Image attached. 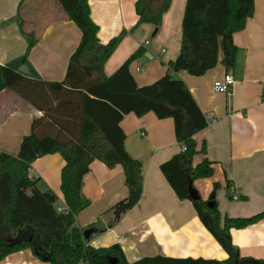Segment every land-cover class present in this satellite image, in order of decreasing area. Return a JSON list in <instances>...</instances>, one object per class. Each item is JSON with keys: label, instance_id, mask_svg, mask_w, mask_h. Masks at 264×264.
Masks as SVG:
<instances>
[{"label": "crops", "instance_id": "obj_1", "mask_svg": "<svg viewBox=\"0 0 264 264\" xmlns=\"http://www.w3.org/2000/svg\"><path fill=\"white\" fill-rule=\"evenodd\" d=\"M136 1L87 3L101 45L126 33L107 60L104 74L110 76L142 47L144 57L129 65V73L136 85L143 87L163 77L167 64L179 53L186 0H171L154 37L151 26L131 32L137 21ZM149 38V45L143 46ZM32 39L35 44L27 52ZM80 39L79 29L66 20L56 0H0L1 153L16 155L32 121L42 115L3 88V69L32 80L62 82ZM233 43L239 52L233 69L219 64L202 77L174 74L207 122L206 128L193 137L197 150L205 147V155L197 154L193 165L206 158L213 163V176L195 180L192 186L203 201L215 193L221 225L225 217L250 218L264 210V0H254L253 16L233 35ZM227 74L234 81L230 93H216L214 82ZM119 126L125 134V151L142 164V195L135 207L115 222L112 207L128 195L123 170L92 162L81 188L85 208L75 219L78 228L97 230L86 244L95 249L117 244L129 263L155 256L226 260L227 254L201 224L191 202L179 200L160 172L159 166L180 150L172 120H158L152 113L140 118L129 114ZM63 166V159L54 154L38 158L28 171L30 179L39 180L41 192L50 191L57 197V207H65L60 190ZM214 184L218 185L216 191ZM229 235L239 257L264 260V220L244 229H231ZM0 264L47 263L27 249L5 257Z\"/></svg>", "mask_w": 264, "mask_h": 264}, {"label": "trees", "instance_id": "obj_2", "mask_svg": "<svg viewBox=\"0 0 264 264\" xmlns=\"http://www.w3.org/2000/svg\"><path fill=\"white\" fill-rule=\"evenodd\" d=\"M56 1L66 20L81 33L64 80L47 83L7 68L2 71L3 88L13 91L42 116L32 121L30 133L22 139L16 155L0 152V262L28 249L47 264H264V260L239 257L229 235L231 229H244L264 220V210L250 218L225 217L221 225L216 203L208 208L207 201L189 199L188 183L211 178L213 163L203 158L193 165L197 154L205 155L204 145L197 150L193 137L206 128L207 122L186 86L174 77L179 72L202 77L219 64L226 70L233 69L239 53L233 35L252 18L254 0H186L179 53L167 64L163 77L143 87L136 85L129 65L144 57V48L137 49L106 76L103 68L126 33L101 45L87 0ZM170 3L137 0V21L131 32L143 25L157 31ZM34 44L32 39L27 52ZM148 113L158 120H172L175 139L185 151L179 150L161 164L160 172L179 200L191 202L201 224L227 254L226 260L155 256L129 263L117 244L98 249L87 245L85 230L76 226V216L85 208L81 198L83 178L94 161L108 169L119 166L123 170L128 195L112 207L115 222L139 202L142 164L125 151V134L119 124L126 115L140 118ZM54 154L64 161L60 190L65 213L57 211L58 199L52 192H41L37 188L39 180L28 177L35 160ZM217 189L214 184L213 191Z\"/></svg>", "mask_w": 264, "mask_h": 264}, {"label": "built area", "instance_id": "obj_3", "mask_svg": "<svg viewBox=\"0 0 264 264\" xmlns=\"http://www.w3.org/2000/svg\"><path fill=\"white\" fill-rule=\"evenodd\" d=\"M148 45H149L148 41L143 42V46L147 47ZM233 82L234 81H233V78H232L231 75H229V74L224 75L222 80H217V81L214 82L213 89L218 94H225V95L229 94L231 86L233 85ZM179 149H180V151H185L184 145H179ZM233 199L236 200L237 197L234 196ZM57 211L60 212V213H65L66 212V208L65 207H57Z\"/></svg>", "mask_w": 264, "mask_h": 264}, {"label": "water", "instance_id": "obj_4", "mask_svg": "<svg viewBox=\"0 0 264 264\" xmlns=\"http://www.w3.org/2000/svg\"><path fill=\"white\" fill-rule=\"evenodd\" d=\"M157 31H154L153 34H152V37H154V35L156 34ZM147 57V55H145ZM187 191H188V196H189V199L193 202H197L200 200V197L197 193V191L193 188L192 186V182H189L188 185H187ZM215 206V193H211V195L209 196L208 200H207V207L208 208H213ZM97 232V230L95 229H88V230H85L83 232V238L84 240H88L89 237L93 234ZM238 255V253H237ZM112 264H115V262H112ZM236 264V263H235Z\"/></svg>", "mask_w": 264, "mask_h": 264}, {"label": "rangeland", "instance_id": "obj_5", "mask_svg": "<svg viewBox=\"0 0 264 264\" xmlns=\"http://www.w3.org/2000/svg\"><path fill=\"white\" fill-rule=\"evenodd\" d=\"M147 41L150 42L151 41V38L147 39Z\"/></svg>", "mask_w": 264, "mask_h": 264}]
</instances>
